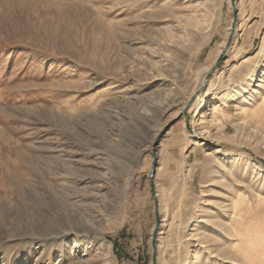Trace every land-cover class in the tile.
<instances>
[{
  "label": "rangeland",
  "instance_id": "1",
  "mask_svg": "<svg viewBox=\"0 0 264 264\" xmlns=\"http://www.w3.org/2000/svg\"><path fill=\"white\" fill-rule=\"evenodd\" d=\"M172 1L0 0V264L263 257L264 121L244 108L261 90L248 78L264 66V0H217L206 42L171 59L153 40L176 23L145 16ZM217 101L227 115L200 122Z\"/></svg>",
  "mask_w": 264,
  "mask_h": 264
},
{
  "label": "bare ground",
  "instance_id": "2",
  "mask_svg": "<svg viewBox=\"0 0 264 264\" xmlns=\"http://www.w3.org/2000/svg\"><path fill=\"white\" fill-rule=\"evenodd\" d=\"M152 1L156 3L157 0H152ZM216 1L217 0H187L184 2V0L183 1L173 0L171 7L167 9L161 10L160 8H155V10H153L151 13L145 16L146 18H148L147 20H151L155 23V22H162L165 19H168V21L174 20V22L176 23V25L175 24L173 25L171 23V24H168L160 28L159 30L160 34H158L159 37L153 40L156 46L155 49L159 52L162 51V52L168 53L170 58L173 59L183 54L182 52L183 47L188 45L191 49L188 52V56L189 58H192L193 55L196 53L192 51L193 48H195L196 50L197 47L203 44L204 40L206 42V38L202 35L201 31L203 30L202 27H205V25L208 23V20L211 18V13H212L211 5H213L214 2ZM229 29L230 27H228L226 36L223 39V41H221L218 44V47L214 52L213 58L210 60V62L207 65L203 66L200 69L199 71L200 74L202 73L205 75L212 68V65L214 64L215 59L221 53L223 47L225 46L228 40ZM248 80L256 81V85L261 86V90H253L250 96L246 99L247 101H252L254 98H258V101L257 103L252 104L250 107L246 106L244 108V114L247 116L251 114L252 112H255V118L264 121V84H262V82H264V66L260 68V70L258 71L256 75L254 76L251 75V77H249ZM240 88L244 90L242 86ZM237 93L238 91L236 89L227 90V91L222 92L219 97L221 104H224V103L226 104L227 99H229L231 95H234ZM196 101H197V95L191 93L188 97H186L182 108H184L185 106L190 107ZM220 102L217 101L212 105H209L207 102L203 103L201 107L202 112L200 113L199 117L201 119L204 118L205 110L209 108L210 106L212 107V112H218L221 116L225 117L227 113H225L220 108L221 106ZM200 122H204V120L202 119ZM212 123L219 125V127L223 126L224 118L221 120L214 119L212 120ZM217 130H220V129H217ZM207 133H208L207 127H202L200 132L197 133V136L201 137L202 135L207 134ZM225 169H227V162L220 161L219 169L217 172L213 174V178L214 179H216L217 177L223 178L225 175ZM254 174L256 178H260L261 176L259 171L254 172ZM257 205L262 206V208H260V210L259 209L254 210L253 212L256 223L258 221L257 218L264 220V197L258 198ZM81 228L84 233L91 232V226L88 224V222H85V223L83 222V224H81ZM69 231L71 230H67V232H63V233L59 232L57 233V235L52 236L50 239H44V242L45 243L48 242L50 243L52 247H54L58 243L62 242L69 235ZM236 232H237V235H240V236L242 235V232H240L239 230H236ZM74 233L79 235L77 231H75ZM190 235H193V234H190ZM194 235H195V239L198 240L201 238V236L205 237L206 233L196 232ZM260 239L261 241L259 242H264V235L261 236L259 240ZM200 242L203 243L206 241L204 240ZM109 247H110V243L108 242V249ZM200 247H204V246H200ZM244 253L242 254L243 256H241V258L243 259H240V260L236 258H232L231 256H227L224 258H226V261L232 262V264H237L239 262L243 263L244 257L246 260L250 262V264H264V254L262 255L263 257H258L257 255H255V253H252V252L247 251ZM199 256H198V252L197 253L195 252V254L191 256L192 257L191 264H196Z\"/></svg>",
  "mask_w": 264,
  "mask_h": 264
}]
</instances>
